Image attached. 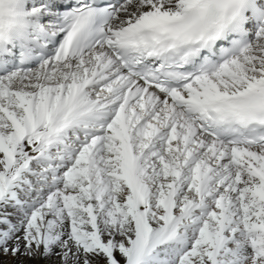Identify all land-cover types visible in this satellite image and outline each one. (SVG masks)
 <instances>
[{"label":"snow or ice","instance_id":"snow-or-ice-1","mask_svg":"<svg viewBox=\"0 0 264 264\" xmlns=\"http://www.w3.org/2000/svg\"><path fill=\"white\" fill-rule=\"evenodd\" d=\"M0 264H264V0H0Z\"/></svg>","mask_w":264,"mask_h":264}]
</instances>
